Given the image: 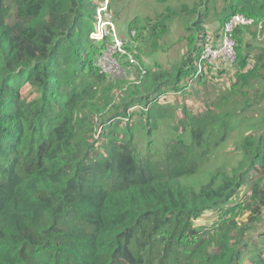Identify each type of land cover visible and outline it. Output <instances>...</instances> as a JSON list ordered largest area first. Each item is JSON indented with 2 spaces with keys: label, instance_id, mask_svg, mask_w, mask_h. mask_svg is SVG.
I'll list each match as a JSON object with an SVG mask.
<instances>
[{
  "label": "trees",
  "instance_id": "obj_1",
  "mask_svg": "<svg viewBox=\"0 0 264 264\" xmlns=\"http://www.w3.org/2000/svg\"><path fill=\"white\" fill-rule=\"evenodd\" d=\"M99 5L0 0V264H264V116L257 133L230 144L236 156L220 179L190 182L264 99V47L245 37L264 28V0L224 7L223 26L237 13L254 20L234 32L235 80L204 100L185 98L182 115L160 98L208 89L198 72L207 0L132 22L138 57L166 44L178 15L192 16L189 50L123 83L95 63ZM166 117L182 132L161 152H142L135 131L146 129L149 147ZM208 211L219 218L199 223Z\"/></svg>",
  "mask_w": 264,
  "mask_h": 264
},
{
  "label": "rangeland",
  "instance_id": "obj_2",
  "mask_svg": "<svg viewBox=\"0 0 264 264\" xmlns=\"http://www.w3.org/2000/svg\"><path fill=\"white\" fill-rule=\"evenodd\" d=\"M196 2H200V0H166L165 2L161 0H103V5L97 7L96 19L93 23L94 31L90 34L93 43L96 44V49H99L95 55V58H97L95 63L100 64L105 72L110 73V77L120 83L125 81L138 82L146 67L161 65L170 68L175 66L182 61L189 50V43L186 40L189 32L186 27L192 16H190V20H184L178 15L170 22L171 31L168 35L160 39L162 43L166 40V44L157 52L153 51L152 53L149 50L144 52L143 50L138 54V57L133 52L137 42L132 22H138L139 25L147 24L149 18H154L158 13L165 12L167 6L180 9L183 4L193 6ZM228 2L229 0H207L206 6L210 11V15L205 20L204 26L207 36L209 34L212 36V42L216 46H220V37L223 30L220 14ZM202 10H205V7H202ZM245 37L254 51L264 47V28L254 25L251 28L248 27ZM237 44L236 40V46ZM226 67L220 73H217V70L205 73L209 66L201 65V68L198 66L199 72L203 71L206 75L202 82L207 80L208 89H205L204 84H199L195 87L189 86L188 90L182 92L170 91L160 98L161 103L177 107L176 112L182 115L185 98L191 97L192 100H204V93L209 92L214 95L231 86L236 76L235 65H226ZM192 104L193 102L188 100L187 106L191 107ZM246 113V118H249L250 122L239 125L234 130L233 138L227 148L218 151L203 171L190 179V182L195 186H199L213 177L220 179L221 173L219 171L228 170L236 156V153L231 152L233 148L230 144L235 140H239L246 133H257L259 122L264 116V99ZM136 115L139 116V113ZM176 121L178 120L174 119L173 121L170 117L161 119L157 128L153 130L151 137L153 145L149 147L147 146L146 129L138 128L135 131V139L142 152H147L148 148L158 149L161 152L165 143L182 132V126H179L178 129L171 126V124L176 125ZM217 218H219V215L216 211H208L205 213V217L199 220V223H212ZM259 226L264 227V224L260 223ZM244 264H251L248 256L245 257Z\"/></svg>",
  "mask_w": 264,
  "mask_h": 264
},
{
  "label": "built area",
  "instance_id": "obj_3",
  "mask_svg": "<svg viewBox=\"0 0 264 264\" xmlns=\"http://www.w3.org/2000/svg\"><path fill=\"white\" fill-rule=\"evenodd\" d=\"M253 22L254 20L252 18H249L244 14L237 13L232 15L223 26L220 37V46H216L212 42V36L210 34L207 36L199 57L198 66H200V68L201 65L209 66V68L205 70V73L210 71V68L219 71L227 68L226 65L232 66L237 59L234 32L238 27L251 25Z\"/></svg>",
  "mask_w": 264,
  "mask_h": 264
}]
</instances>
